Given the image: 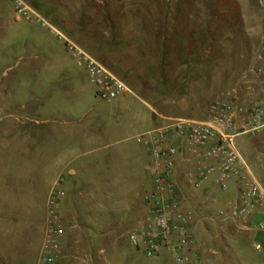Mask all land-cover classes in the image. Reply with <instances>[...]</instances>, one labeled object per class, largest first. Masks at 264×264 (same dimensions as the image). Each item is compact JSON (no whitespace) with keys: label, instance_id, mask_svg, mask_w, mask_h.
I'll use <instances>...</instances> for the list:
<instances>
[{"label":"rangeland","instance_id":"obj_1","mask_svg":"<svg viewBox=\"0 0 264 264\" xmlns=\"http://www.w3.org/2000/svg\"><path fill=\"white\" fill-rule=\"evenodd\" d=\"M24 1L37 15L30 12L29 19L18 18L14 1L0 0V264H3L1 240L16 242L27 226L38 229L42 223L48 192L60 171V155L70 145L71 153H78L75 137L67 132L72 126L67 120L92 107L89 120L94 114L112 111L124 102L118 99L111 104L97 94L86 68L68 50L67 39L89 52L96 48L103 50L106 54L100 57L109 68L119 60L123 66L133 68V60L141 56L129 48L130 39L126 37L130 32H160V37L162 32H170L171 38L165 40L166 52L162 54L157 48L156 60L148 68L154 90L167 97L160 99L143 92L141 95L168 115L203 118L212 99L236 84L242 73L237 74L247 68V61L239 55L249 47L246 35L253 27L264 26L261 19L264 5L259 0H250L252 22H246L238 0ZM181 34L189 38L190 47L195 43L202 50L198 85L184 100L176 97L182 90L175 77L179 63L183 57L186 62L194 58L199 62V56L190 55L188 48L184 56L176 39ZM148 109L141 107L147 117L151 116ZM105 136L102 143H107L106 146L90 155H81L74 165L91 173L88 164L99 162L108 173L133 170V153L141 161L151 159L135 139L115 142V138ZM236 144L264 188V131L241 135ZM144 173L141 178L145 177ZM62 176L66 178V172ZM80 185L87 191L96 187V184ZM111 186H115L119 197L110 200L112 211L103 218L109 220L108 226L134 227L146 213L136 194L137 184ZM97 201L102 200L88 204L90 226H100L103 222L100 207L94 205ZM74 202L75 195L70 193L67 204L72 207ZM204 216L203 226L210 232L208 242L211 235L219 233L214 239L217 254L210 255L206 264H264V231L258 230L264 220L254 221L251 225L257 227L252 232L242 233L238 232L240 226L222 221L215 212ZM254 216L264 217V205ZM34 236V248L27 264H34L38 253L39 237ZM131 251L133 261L125 264L169 263L165 254L147 258L134 247Z\"/></svg>","mask_w":264,"mask_h":264},{"label":"built area","instance_id":"obj_2","mask_svg":"<svg viewBox=\"0 0 264 264\" xmlns=\"http://www.w3.org/2000/svg\"><path fill=\"white\" fill-rule=\"evenodd\" d=\"M13 1L18 18L29 19L30 12L36 14L24 0ZM67 48L86 68L90 82L103 100L133 93L94 53L69 39ZM168 120L166 125L147 132L144 140L153 159L152 188L143 198L146 213L128 232V241L147 258L165 254L168 264H196V211L186 209L183 198L211 181L225 192L229 181L235 179L236 196L222 204L215 214L240 227L252 226L251 217L264 205V188L236 144L241 135L264 131V43L257 47L253 63L236 84L211 101L204 118L177 116ZM64 181L60 175L48 194L40 264L56 263L67 233L66 218L60 208L66 196ZM216 202L215 196H207L202 205L210 209ZM260 226L264 229L263 224Z\"/></svg>","mask_w":264,"mask_h":264},{"label":"crops","instance_id":"obj_3","mask_svg":"<svg viewBox=\"0 0 264 264\" xmlns=\"http://www.w3.org/2000/svg\"><path fill=\"white\" fill-rule=\"evenodd\" d=\"M238 1L244 9L246 22H252L253 19L251 18V15H249L251 1ZM259 1L264 5V0ZM261 19L264 20V17H261ZM57 31L60 32L59 30ZM263 34L264 26L259 24L257 28L253 27L252 32L246 35L249 47L247 50H242L239 55L241 60H244L245 62L247 61V67L253 63L257 47L261 43H264ZM126 38L130 39V50L133 49V51L141 57L137 58L135 62L133 60V68L132 65L129 67L123 66L121 64L122 61L119 60V63L120 61L121 63L119 64L118 61L115 62L111 66L112 69H110L126 82L132 90L133 88H136L139 91L135 90L133 93L121 95L108 101V103L111 104L118 99L124 101L123 103H120L119 106L117 104V107L113 106L115 109L112 111H101L94 114L88 120L92 111L91 107L79 117L67 120V122L72 125L67 129V132L75 137V146L78 153L75 155L72 154L70 151V145L68 148L66 147L64 155H60V158L58 157L60 171L56 175L53 184L60 175H63L64 172H66L67 176L66 178L64 177L65 181L63 183L66 196L63 199L64 202L63 200L61 201L62 204H60V208L62 205L63 213L64 215L66 214L67 233L62 241V249L55 264H125L128 261H133V252L131 251L133 246L128 241V232L133 226H108L111 225L109 220L103 217L105 214L112 211L110 200L119 197L115 194V186H111V184L114 183H136L137 197L141 200L144 207L143 209L146 212L143 198L152 188V172L150 168L153 163L152 157L148 162H145L138 159L135 153H133V170L128 169L127 171H122L118 169L108 171V173L101 169L103 166L98 165L99 162H91L88 164L92 169L90 171L91 173L85 170L84 167H80L81 169H79L74 165V161L81 155H90V153L92 154L99 150L102 146H106L107 143L104 145L102 143V139L105 135H108L111 140L115 138V142L133 138L138 141L141 148L146 150L144 140L147 132L166 125L169 122L168 119L170 117H177L157 110L146 98L143 97V95H141L143 92L144 94L156 96L160 99H165L167 97L165 94H161L154 90L155 85L149 79L148 68L151 64H154V61L156 60L155 56L157 55V48L161 50L162 54H164L163 52H166L165 40L171 38L170 32H167L166 34L162 32L160 37V32L143 33L133 31L130 32L129 36ZM159 38L161 41H159ZM143 39L145 41H143ZM176 39L179 43V47L181 49L183 48L182 51L184 56L187 54L186 48H188V53L190 55L193 54L195 56L197 54L199 56V62H196V58L189 60L190 62H186V58L183 57L179 63L178 75L176 74L175 77L176 80L180 82L178 85L182 90L180 91V94L176 95V97L184 100L189 97V91H193L196 88V85H198L197 79L200 77L202 71V62L200 61L202 50L200 45L197 47L195 43L190 47L191 41L183 34L179 35ZM92 53H94L100 60V56L106 54L100 48H96ZM101 61L103 62V60ZM216 66L218 67V65ZM143 67L145 70H143ZM239 68L241 69V67H238V70ZM243 69L244 68H242L237 75L240 76ZM163 78L164 75L162 74L161 80ZM237 79L238 78L235 80L236 82ZM234 84H232L231 87L234 86ZM141 107H144L145 109L149 108L150 110L148 109V111L151 113V116L147 117L146 114L141 111ZM187 118L200 119L195 117ZM56 120L58 121V119ZM96 167H99L100 169H96ZM56 168H58V166ZM143 173L145 177L141 178ZM148 181H150V185L147 187ZM80 184H96V187L93 185L94 187L92 186V190L87 191L83 190ZM237 192L238 187L235 179L229 181V187L225 192L220 191L217 184L214 181H211L203 189L195 190L193 193H189L187 197L183 198V206L186 209L196 211L197 224L194 227V232L199 244V252L195 257L196 264H206L207 258L210 255L213 253L217 254V250L214 249V239L219 233L217 231L215 234L211 235V240L208 242L210 232L206 230V226H203V219L205 218L204 214L211 212L214 213L226 201L233 199ZM70 193L75 195V202L72 207L67 204V199ZM207 196H215L217 200L210 209H207L202 205ZM98 199H101L102 201H97L94 205L100 207L98 211L102 213L101 219L103 222L101 224L99 223L100 226H90L88 216L90 210L88 209V204L90 201H96ZM47 202L48 195L46 199L48 209ZM47 209L44 213L42 223L38 225V229L36 227L33 228V226H27V229L23 231L24 233L16 242H5L1 240L3 252L1 261L3 264H13V261H19L20 264H27L28 256L32 252V248H34V234H38L39 237L38 253L34 264H40L39 255L46 223ZM113 211H115V208ZM262 220H264L263 216H254L251 217L250 223L253 225L254 221L262 222ZM255 227L257 226H242L238 232H252ZM258 230L264 231L262 226H260V228L258 227Z\"/></svg>","mask_w":264,"mask_h":264}]
</instances>
